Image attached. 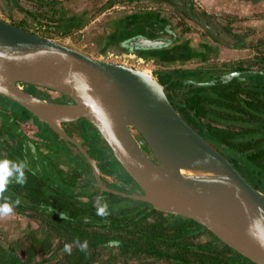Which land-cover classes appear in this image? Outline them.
<instances>
[{
  "label": "water",
  "instance_id": "obj_1",
  "mask_svg": "<svg viewBox=\"0 0 264 264\" xmlns=\"http://www.w3.org/2000/svg\"><path fill=\"white\" fill-rule=\"evenodd\" d=\"M167 39L135 36L130 50H152ZM239 73L221 76L228 82ZM209 83H195L198 86ZM24 85L57 93L72 103H54ZM0 96L72 144L90 167L102 193L149 204L153 210L190 219L254 264H264V247L249 235L262 222L264 194L247 182L222 154L179 115L155 75L91 58L38 33L0 19ZM84 120L105 142L114 160L138 186L135 194L109 189L96 161L65 125ZM139 134L151 155L140 147Z\"/></svg>",
  "mask_w": 264,
  "mask_h": 264
},
{
  "label": "trees",
  "instance_id": "obj_2",
  "mask_svg": "<svg viewBox=\"0 0 264 264\" xmlns=\"http://www.w3.org/2000/svg\"><path fill=\"white\" fill-rule=\"evenodd\" d=\"M211 38L217 40L213 36ZM185 45L162 52V57L154 55L152 60L173 67L208 58L204 44V53L199 56L193 51V41ZM232 72L239 75L228 82L221 80V76ZM154 74L182 119L232 163L247 182L264 194V55L255 57L245 68L237 66L226 71L211 67L172 68L155 71ZM209 82L213 83L195 85ZM25 86L36 90L34 86ZM31 117L19 105L0 96L1 147L5 149L7 143H16L20 133L18 125ZM34 122L38 127V137L43 141L59 140L70 152L72 150L81 157L86 167L71 170L79 177L80 185H85L84 189L92 190L89 196L67 200L64 192L55 189L46 177L38 181L37 175L28 171L27 182L24 185L13 182L5 196L10 201L20 199V205L14 209L19 211L18 214L41 222L45 228L42 232L57 240V253L63 251L65 244H72L71 255L63 251L67 259L65 264H99L103 256L109 257V264H254L190 219L157 212L147 203L100 192L90 167L77 149L61 140L46 125L36 119ZM65 130L85 146L90 157L103 161L102 173L112 181L115 191L136 193L138 186L114 160L90 124L78 120L66 124ZM20 139L24 150L25 139L22 135ZM147 153L155 161L148 149ZM97 197H102V202L109 205L107 217L97 215ZM61 213L65 214L64 219ZM35 232L31 238L35 237ZM77 238L81 243L88 241V253L80 251L74 243ZM48 251L46 243L36 239L18 248H10L0 240V264H31L34 256L46 255ZM143 260L156 263L141 262Z\"/></svg>",
  "mask_w": 264,
  "mask_h": 264
},
{
  "label": "crops",
  "instance_id": "obj_3",
  "mask_svg": "<svg viewBox=\"0 0 264 264\" xmlns=\"http://www.w3.org/2000/svg\"><path fill=\"white\" fill-rule=\"evenodd\" d=\"M7 16H16L18 20ZM0 19L52 40L54 37L75 42L83 38L85 44H91L100 56L105 52L99 47L108 44L114 36L121 37V46L135 36L167 39L169 43L173 40L181 44L184 31L190 32L193 28L197 31L191 33L196 38L193 51L198 56L204 53L203 44L209 51L208 58L203 57L196 62L212 60L222 63L214 65L213 69L226 71L237 66L245 68L255 57L264 55V0H0ZM129 19L135 20L132 30L124 29V22ZM204 31L217 40L214 41ZM201 34L206 37L202 38ZM199 39L202 43H199ZM155 65L158 67L155 71L168 68ZM179 65L182 64L172 68L180 69ZM200 68H204L203 64ZM34 128V139L25 134V127L19 129L27 136L23 150L25 159L36 160L41 156L43 160L51 158L54 165L55 161L59 165L65 157H71L69 148L61 141L53 138L43 141L38 137V128ZM15 146V143L9 142L4 149L0 145V157L13 160L11 156ZM65 151H69V154ZM52 154L54 157H51ZM45 161L43 164L47 166Z\"/></svg>",
  "mask_w": 264,
  "mask_h": 264
},
{
  "label": "rangeland",
  "instance_id": "obj_4",
  "mask_svg": "<svg viewBox=\"0 0 264 264\" xmlns=\"http://www.w3.org/2000/svg\"><path fill=\"white\" fill-rule=\"evenodd\" d=\"M7 17L12 18V20H14V21L18 20L16 16H7ZM178 18L180 19V17H178ZM174 20H177V18ZM134 21L135 20H132V19L125 21L124 22L125 23L124 29H126V30L134 29V27H135ZM193 31H196V30L193 28ZM193 31H190V32L195 33ZM201 37L205 38L206 36L204 34H201ZM52 38L54 40H56L55 42L58 41L57 43H59V42L64 43V44L68 45L67 47L75 49V50H77L81 53H84V54L86 53L85 55H87V56L90 55L89 57H91V58L95 57L94 59L113 62V63H117V64H122V65L133 67L136 69L144 70V71L151 73V74H154V71L156 69H158V67L154 63H152L150 61H144L143 59H140L137 56H134L132 54H128V52H126V51L125 52L122 51L123 47L121 45H119L120 44L119 39L121 37L119 38L118 36H114L113 40L109 41L108 44L101 45L99 47L103 52H105L102 54V56L96 54L95 49L93 48V46H91V44H89V45H88V43L85 44V42L83 41V38H78L77 41H75V42H73L71 40L63 41V39H57L54 37H52ZM113 42L115 43V45H113ZM66 45H64V46H66ZM211 61L208 60L204 63L195 62L192 64H190V63L182 64V65H179L180 66L179 68L182 70H191L192 68H195L197 66H198L197 68H200V66L202 64H203V67L214 68V65L218 66V64H222L219 62L217 63V62H211ZM25 89L28 91L31 88L26 87ZM37 93H39V92H37ZM41 94H43V93H41ZM25 123H27V122H24L23 124L22 123L19 124L18 128L20 129L21 126L25 127ZM20 135H22L25 139V141L23 140L24 144L27 143V140H26L27 136L24 134V132L21 133V131H20L18 140L15 143L16 146L13 148V151H12V156L14 157L15 160L27 161L29 167L26 170V172L29 171L32 174H34L35 176L37 175L36 177H38V181L43 180L44 177H46L48 179V181L50 183H52V185H54L55 189L64 192L65 199H67V200H69L70 197L80 198V197L89 196V193L92 189L89 191H88V189L87 190L84 189L83 187L85 185L84 184L82 186L80 185L81 181H79L80 180L79 177H77L75 175V173L71 170V169H73L74 171H77L78 170L77 167H79V166L82 169L84 167H86L85 163L83 162V160L81 159V157L79 155H75L71 150L70 154H71V156L73 154V156L70 160L65 157V160H63L62 162H59V163H61L59 165H58V162L55 161L56 166L57 165L58 166H66V167H60V169H59V167L55 168L53 160H46L45 161V160H43V158L41 156L39 157V159H37L36 157H33V158H36V160L25 159L24 158L25 152L23 151V147L21 148V145H20V144H22L21 139H20ZM2 139H4V136ZM28 140H30V139H28ZM56 146L59 147V145H56ZM53 149H55V147H53ZM65 153L68 155L69 151H65ZM12 156H11V158L13 159ZM51 157H54V154H52ZM0 158L4 159L3 157H0ZM43 161L47 162L49 164V167H46V166L44 167ZM43 175H45V176H43ZM102 179L106 182L107 186H110L112 181L109 180L108 177H103ZM35 183L37 184L38 182L36 181ZM81 200H84V199L81 198ZM17 211L18 210H14L15 213H13L9 217L0 218V240H1V242L8 244V246L10 248H12V247L18 248L19 246L27 245L28 243H30V241L32 239L43 241V243L45 242L46 246L49 249L48 253L46 255L34 256L32 258V260L30 261V263L31 264H64L65 260H67V259L64 256L65 254L63 253V251L57 253V251L59 250V245L57 243V240L49 238L48 236H46V234L44 232H42L45 230V228L43 227L41 222H39L33 218L32 219L26 218L23 215L18 214V213L16 214ZM29 212H31V211H28V214H29ZM33 213L34 212H31L30 214H33ZM34 230L37 232H35V237L31 238ZM101 260L102 261L99 264H109L108 261L110 259L108 256L107 257L103 256V257H101ZM141 262L151 263L154 261L143 260ZM154 263H156V262H154ZM130 264H136V263L132 262ZM158 264H161V263H158Z\"/></svg>",
  "mask_w": 264,
  "mask_h": 264
},
{
  "label": "clouds",
  "instance_id": "obj_5",
  "mask_svg": "<svg viewBox=\"0 0 264 264\" xmlns=\"http://www.w3.org/2000/svg\"><path fill=\"white\" fill-rule=\"evenodd\" d=\"M29 165L24 160H11L8 158L0 159V218L9 217L14 213V209L21 203L17 198L15 201H10L5 193L8 191L9 185L13 182L16 184L24 185L27 182L26 169ZM102 197H97L96 204L97 215L101 217H107L109 213V205L107 202H102ZM262 211L264 207L258 206ZM62 219L65 214L61 213ZM262 222L254 223L249 229V235H251L256 242L264 247V227L260 226ZM74 243L79 247L80 251L88 253V241H81L77 238ZM111 245V242H109ZM63 251L71 255L72 244H65Z\"/></svg>",
  "mask_w": 264,
  "mask_h": 264
},
{
  "label": "flooded vegetation",
  "instance_id": "obj_6",
  "mask_svg": "<svg viewBox=\"0 0 264 264\" xmlns=\"http://www.w3.org/2000/svg\"><path fill=\"white\" fill-rule=\"evenodd\" d=\"M10 23V22H9ZM12 24V23H11ZM14 25V24H13ZM16 26V25H15ZM192 28V27H191ZM27 31H29V30H27ZM180 33H183V31H181ZM40 35V34H39ZM182 35H184V39H183V41H182V43L180 44L179 42H175L174 43V41L173 40H170V43L168 44V45H165V46H163V47H160V48H158V49H152V50H130V49H127L124 45H123V43H122V47H123V49H124V51H126V52H128V54H132V55H134V56H137L138 58H140V59H143L144 61H149L150 60V62H152V63H156V64H159V63H157V61L156 60H152V57L154 56V55H156V56H159V57H162V52H166V51H169V50H173L174 48H176V47H182V46H184L185 44H186V42H188V41H193V42H196L195 40H196V38L193 36V35H191V32H185L184 31V33L182 34ZM199 43H202V40H200L199 39ZM143 56H146V58H143ZM192 63H195V62H191L190 64H192ZM188 64V63H187ZM169 69H172V67H168V68H165V69H163L162 70V72L164 71V70H169ZM155 73V72H154ZM153 75H155V74H153ZM155 77H156V75H155ZM157 78V77H156ZM158 80V79H157ZM159 81V80H158ZM165 88V87H164ZM39 92V93H37V92ZM28 92L29 93H31L32 95H34V96H36V97H39V98H41V99H44V100H46V101H48V102H54V103H64V104H71L72 102L70 101V100H68L67 98H64V97H62V96H60V95H58L57 93H53V92H47V91H44V90H40V89H37L36 88V90H34V89H29L28 90ZM43 93V94H41V93ZM165 92H166V90H165ZM166 95H167V97H168V94H167V92H166ZM85 123V122H84ZM33 126H35V125H33ZM35 127H37V126H35ZM65 127V126H64ZM38 128V127H37ZM66 131V130H65ZM135 138L137 139V141H138V143H139V145H140V147L142 148V150L145 152V153H147V146L145 145V143L143 142V140H142V138L140 137V135L139 134H135ZM86 149V148H85ZM148 154V153H147ZM149 155V154H148ZM150 156V155H149ZM72 158V156L71 157H69V160ZM151 158V157H150ZM74 159V158H73ZM49 160H52V159H49ZM110 160V159H109ZM96 161V160H95ZM102 162L103 161H96V163H97V165L99 166V168H100V171H101V177L103 178V177H106L103 173H102ZM108 162V161H107ZM104 163H105V161H104ZM102 181H103V179H102ZM104 183V182H103ZM105 184V183H104ZM106 185V184H105ZM106 187L107 188H109V189H112V190H114L112 187H114V185H112V184H110V186H107L106 185ZM66 261L67 260H65V263H66ZM64 263V264H65Z\"/></svg>",
  "mask_w": 264,
  "mask_h": 264
},
{
  "label": "built area",
  "instance_id": "obj_7",
  "mask_svg": "<svg viewBox=\"0 0 264 264\" xmlns=\"http://www.w3.org/2000/svg\"><path fill=\"white\" fill-rule=\"evenodd\" d=\"M34 126L32 124H29L28 122L25 123V134L31 138V139H34Z\"/></svg>",
  "mask_w": 264,
  "mask_h": 264
}]
</instances>
